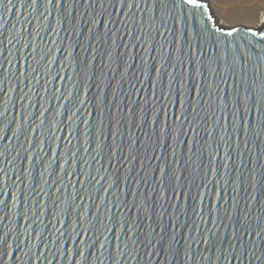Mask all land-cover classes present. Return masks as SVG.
<instances>
[{
    "label": "snow or ice",
    "instance_id": "snow-or-ice-1",
    "mask_svg": "<svg viewBox=\"0 0 264 264\" xmlns=\"http://www.w3.org/2000/svg\"><path fill=\"white\" fill-rule=\"evenodd\" d=\"M17 4L19 5L18 19L21 29L17 30L16 26L12 25L11 31H0V74L7 73V75L0 78V85L3 84L5 79L14 80L15 88H20L21 85L30 87L29 81L39 82L41 65L43 62L48 61L50 51L41 48V54L39 59L36 60L35 67L25 59L23 71H21L19 60L21 57L28 55H33L35 58V37L42 40V32L45 35H50L51 33H48L46 29L51 28V32L56 34L63 31L69 36L73 34L82 36L83 33L80 28L86 27L88 32V36L85 37L86 43L81 45L78 40L76 46L81 47L84 53L89 52V50L94 54L98 50L100 51L102 58L101 72L105 67H111L113 63L116 67L112 68V71H119L124 55L121 49L126 50L130 45L133 48L139 45L148 54L153 51L157 53L155 56H150V60L146 56L143 61L144 67L141 69V74L150 81L153 89L156 87V82L152 80L151 73L154 71L157 78H160L162 73L167 72L168 64L165 63L167 61L173 69L179 65L181 71L178 73L168 72V92H162L161 95L167 97L174 94L176 96L175 102L181 108L184 107L185 98L191 95L193 88L201 97L195 105L189 103L193 113L192 118L189 119L184 116L181 120L182 125L185 123L189 125V130L192 131L194 138L191 141L181 140L180 143L188 145V150L193 155L198 152V159H200V163L193 168L192 157L189 156L188 160L185 161L184 171L189 173L191 169V172L195 175L191 173L184 177L176 175L172 164L178 163L179 160L175 151L171 153L173 160L169 161L167 158V140L172 135L167 127H161L159 134L156 133L155 129L153 130L152 135L156 136L155 140H151L149 134L143 132L144 127L149 123L143 105H140V111L137 112L133 106L136 103L135 101L128 104L126 106L128 110L126 120L124 110L119 105H117V111L120 113L119 119H116L111 113H109L107 125L101 119L100 128L98 129V154L101 156L107 155L109 161L115 157L118 164L126 162L132 166L125 173L124 180L126 188L131 191L133 199L129 201L126 198L128 194L126 191L125 199L120 200V202L113 200L106 208L109 213L110 226L105 229V232L115 233L114 238L117 241L121 240V234L125 237L123 240L125 247L120 252L121 256L129 251L127 245L130 241L133 250H139L140 248L158 250L173 259H179L181 250H183L184 264H188V262H192V264H264V201H260L255 195L257 178L254 171L250 173L249 178L242 176L237 169L236 179L233 180L231 176L232 169L225 164L223 167L227 170L228 178L224 183L235 184L233 192L236 195L224 196L217 193L220 199L225 202L217 203L215 207L209 203L206 212L203 207L201 193L197 191L194 196L191 194V187L195 177L199 175V169H203L205 173L204 176L200 177L201 181L206 178L208 171L218 172V169L210 168L201 159L207 148H212L215 145L213 152L218 153L219 148L223 145L225 151L230 153L233 135L238 131L252 140L264 143V73L261 71L264 68V19L260 21L261 29L249 28L241 33L240 28L232 27L225 34L220 28L210 27L203 19L206 14V5L201 0H0V13H16ZM189 5L192 7L185 13L184 8ZM177 9H180L179 13ZM197 12L200 14L199 19L197 18ZM53 15L56 16L55 27H52L50 20ZM181 16L184 17L181 29L178 30L169 26L170 22L172 24L179 22ZM189 17L196 25L193 35H189L188 32L187 21ZM81 18H84L82 22ZM212 19V16L207 17V21ZM25 24L28 25L27 31L23 30ZM65 24L69 27H64ZM4 27L7 29L6 24ZM34 32L35 36L33 35ZM218 32L220 35L216 34ZM166 34H170L172 38L169 39ZM249 34L252 40L247 39ZM180 35L184 37L183 42L176 46ZM257 36L261 39L256 40ZM157 37L163 39L157 40ZM228 37H231V39L229 40ZM194 41L197 51L200 53L199 56L195 57V60L192 55ZM253 41L255 42L253 43ZM53 44H55V41H53ZM157 44H159V48L155 47ZM184 44L188 46L187 52L184 50ZM145 45L149 47L145 49ZM166 45L176 46L177 55L173 56L171 47L168 48L165 54L162 50L165 49ZM205 45L211 48L212 55H207L203 51ZM28 48H33V53H28ZM4 52L8 54L5 56L3 55ZM94 54L91 59L87 55L80 58V66L82 68L86 66V69L94 68L93 61L96 59ZM105 56L106 61L104 60ZM158 56L162 57L159 67L155 63ZM130 59H134V57H130ZM52 63L53 61H48L46 70L51 68ZM185 64L190 66L187 75L183 72ZM129 68L130 65L126 66L124 72L120 73L121 87L123 78L127 75ZM91 75L94 76L95 72L93 71ZM196 77H199V83L196 82ZM137 82L143 84L142 80L137 79ZM129 83L133 91H138L135 83H132L131 80H129ZM205 86L208 88L207 100L203 99ZM12 90V88H9V91ZM2 94L3 90L0 89V95ZM153 95H155V92H153ZM25 98L30 99L28 93L20 96L21 100ZM80 103L83 104L84 101H80ZM101 103L103 104L104 101H101ZM147 103L148 100L145 99L144 104ZM100 111L101 116H103L102 107ZM201 112L204 115H200ZM4 115V113H0V117ZM21 115L23 120V111ZM31 115L29 113V116ZM41 115H44V113H41ZM222 121H226V123H222ZM155 122L154 116L153 123ZM43 123L44 121H41V124ZM201 123L205 125L204 132L207 139L204 140L198 138L199 131L197 129ZM126 125L129 129L135 127L138 131H142L149 143H144L138 137L133 138L130 131L125 136L124 128ZM28 126H31L30 123ZM21 128H24L23 123ZM181 132L185 137L187 136V132L184 131L183 127L176 129V133ZM217 132H219L218 138ZM15 135L17 133H14ZM108 135L112 136V143L107 142ZM117 136L120 137L119 143L116 142ZM173 139L178 140L179 136L174 135ZM245 143L247 145V141ZM126 144L127 155H125ZM157 146L164 150L162 156L155 155ZM20 147L23 149V145H20ZM149 147L152 149L151 153L148 151ZM141 148H143V151H141ZM42 150L43 147L41 146ZM50 151H52L54 159L50 160L46 167L50 168L52 164H57L61 172H65L70 176L76 175L79 171L80 174L86 176L84 184H87L88 187L84 189L85 191H89L93 184H100V181L92 177L90 172H84L80 169V165L76 160V153L72 152L71 148L66 149L63 164H60L59 152L55 149H50ZM29 152H31V149H23L24 158L43 163L44 158L39 153L29 155ZM68 153H71V155H68ZM17 155L20 156L21 153L17 151ZM211 156L212 153H209L210 158ZM228 158H231L230 155ZM137 161L140 162V167L135 169L137 176L129 181L128 176L133 171ZM153 161H156V163H153ZM93 162H95V157H93ZM8 163L11 164L12 162L9 161ZM85 164L88 165V162L85 161ZM67 165H74V170L68 172ZM88 166L90 167V165ZM157 171L159 176L156 175ZM0 172L4 173V177L0 178V197H9L12 201V207H15L18 203L26 205L29 200L33 202L30 214H25L23 217L25 220H29L30 223L24 227L22 233L18 231L19 225L15 224L14 218L13 227L4 225L0 228V264H32L33 256L37 261L43 258L45 264H55L57 255L67 256V247L65 246L63 251L57 249L53 252V259L48 260L47 244L52 240V237L45 238L43 235L47 231V225L44 224L41 216L37 214L38 208L35 206V198L41 194L51 195L50 191H44V185H41L38 191L34 173L29 170L27 176H25L22 165L19 167L14 166V178L11 183L6 182L7 170L0 169ZM141 172L144 173L143 176L139 175ZM43 175L42 172V178ZM97 175H100V169H97ZM103 178L102 176L101 179ZM221 179L223 178L221 177ZM26 180L28 184L25 183ZM181 181L187 183V191L185 190V184ZM77 183H80V181H77ZM119 183L120 177L116 174L113 183L103 190L107 192L114 185L118 187ZM44 184L47 185L48 189L56 187L55 181L52 184H47V181H44ZM131 184L137 186L135 190L130 188ZM249 184L253 188V194L250 198H246V202L242 205L239 192L242 186L246 190ZM260 184L261 189L264 190V172L261 173ZM63 186L67 187V184L65 183ZM195 186L197 189L201 187L200 184ZM204 187H207V185L205 184ZM13 189H15V192ZM227 190V188H223L222 192H227ZM169 191L172 193L171 196L168 195ZM182 198L190 200L191 203L185 206L179 202ZM77 199H81L79 192L72 197L73 201ZM251 201L260 203V207L255 213ZM8 207V201L0 198V208L7 209ZM81 207L80 204L75 205V209ZM96 207L99 208V205ZM112 208L119 209L121 212L124 209L129 211L117 221L115 214L111 212ZM131 209H136L135 216L132 215ZM169 209H172V211L169 212ZM90 214L86 210L83 219L86 220ZM182 215L184 217L183 221H181ZM77 217V222L73 227L78 226L80 223L79 213H77ZM165 217H167L166 221ZM7 219L8 213L5 212L0 220ZM145 220L149 221L148 225H144ZM88 223L90 227H96L91 222ZM117 223L119 224V231H117ZM209 225L211 226L209 227ZM145 226L150 228L147 233L144 231ZM156 227L160 228L158 233ZM169 227L172 229L171 232H169ZM184 229H188L187 234L184 233ZM177 232L180 233V238L184 241L183 244L180 243V239H177ZM78 235L79 233H77V236L69 235L65 230L59 233V238L55 240V243H61L64 238L76 239ZM98 235L97 233V239ZM153 235L156 236L155 244L152 239ZM33 236L40 243L45 244V252L40 253L38 246L31 243ZM109 239L111 238L105 235V240ZM193 245H204V247L202 249L197 247L194 251ZM100 246L103 248L104 243L101 242ZM157 246H159V249H157ZM18 253L19 255H17ZM76 254L84 257L85 264H88L85 253H80L77 249ZM197 256H199L198 261ZM72 259L75 260V256Z\"/></svg>",
    "mask_w": 264,
    "mask_h": 264
},
{
    "label": "water",
    "instance_id": "water-1",
    "mask_svg": "<svg viewBox=\"0 0 264 264\" xmlns=\"http://www.w3.org/2000/svg\"><path fill=\"white\" fill-rule=\"evenodd\" d=\"M206 5V14L203 19L209 24L210 27L220 28L226 34L232 27L240 28L241 33L245 32L247 29L252 28L254 30L261 29L260 27H247L245 25H235V26H225L222 25L214 13L212 12L210 6L206 0H201ZM192 6H187L184 8V12L187 13ZM81 10H83L81 8ZM177 12H180V9H177ZM0 31H11L12 25L16 26V29H21V24L19 23V5L17 4V12H2L0 13ZM212 16L211 21H207V17ZM197 18H200L199 12H197ZM84 18H81V22ZM52 27L56 26V16L53 15L51 18ZM184 17L181 16V20L176 24L170 22V27H175L176 29H181L183 27ZM43 23V22H41ZM188 32L189 35L194 34L196 28L195 23L189 17L188 18ZM7 25L5 29L4 25ZM64 27H69L65 24ZM28 25H23V30L27 31ZM50 35H45L43 32V39L35 37V58L33 55H28L26 57H21L19 60L21 71L24 68V60L27 59L32 63L33 67L36 66V60L39 59L41 54V48L45 51H50L48 56V61H53L50 69L46 70V65L48 61L43 62L40 69L39 82L29 81L30 87L21 85L20 88H15L14 80L5 79L3 84L0 85V89L3 90V94L0 95V113L5 115L0 117V169L7 170V183H11L14 172V166L19 167L23 166L25 170V176L27 172L31 170L36 178L37 190H40V186L44 185V191H50L51 195H43L36 197V207L38 208V215L41 216L44 224L47 225V231L43 233L45 238L49 236L52 237V240L48 242V260L53 259L52 253L57 249L63 251L64 247H67V256L57 255L55 257V264H85V258L79 254H76L78 249L80 253H85L87 256L88 264H184L183 250H181V256L179 259H173L171 256H167L162 251H153L151 249L145 250L140 248L139 250H133V245L129 241L127 247L129 251L121 256L120 252L124 249L125 245L123 240L125 237L121 234V240L117 241L115 233L105 232V229L109 227V213L106 211L111 201L125 199V192L127 191V199L131 201L133 199L131 191H128L126 188V182L124 180L125 173L128 171L131 165L128 163L118 164L117 159L114 157L109 161L107 155L101 156L97 152V143H98V129L100 128V121L103 119L104 124H108L109 113H111L116 119L120 118V113L117 111V105H119L124 110L125 120L127 119V105L131 104L133 101L136 103L133 105L137 112L140 111V105L144 106L146 111L147 119L149 123L144 127L143 132H147L151 137V140H155L156 136L152 135L153 130H156V133L159 134V129L161 127H167L172 133L168 137V155L167 158L169 161L173 160L171 153L176 152V157L178 158V163H173L172 168L175 169V173L178 176L184 177L189 175H195L191 172L186 173L184 171L185 161L188 160L189 156L192 157V167L195 168L197 164L200 163L198 159L199 153L197 152L193 155L192 152H189L188 145L180 143L181 140L191 141L193 137L192 131L189 130L188 124H181V120L184 116H187L189 119L192 118V111L189 107V103L195 105L197 100H200L201 97L197 94L195 89L191 90V95L185 98L184 107L176 103V96H162L161 93L168 92V72H180L181 68L179 65L173 69L169 62L167 72L161 74L160 78H157L156 73L153 71L151 73L152 80L156 82V87L153 89L151 87L150 81L141 74V69L144 67L143 61L145 57L157 55L156 51H153L151 54H148L145 50H142L139 45L133 48L131 45L126 49H121L124 52L123 60L119 71L114 72L112 68H115L116 65L113 63L111 67H105L103 72L100 71L101 68V55L98 50L95 54L91 50L84 53L82 48L76 46V42L79 40L81 45L86 43L85 37L88 36L87 28L81 27L80 31L83 33L82 36H77L75 34L69 36L67 33L61 31L59 34L52 33L51 28L46 29ZM220 35V33H216ZM35 36V32L33 33ZM169 39H171L170 34H166ZM179 35V32H178ZM127 39V38H125ZM163 38L157 37V40H162ZM184 37L179 36L176 46H179L183 42ZM230 40L231 37H228ZM239 39V37H237ZM248 40H252L251 35L247 37ZM256 40L261 39L259 36L255 38ZM55 41V44H53ZM255 41H253L254 43ZM7 42L5 41V44ZM176 46H165V49L162 51L167 53L169 47L172 49L173 56L176 54ZM149 47L145 45V49ZM159 48V44L155 46ZM188 46L184 44V50L187 52ZM203 51L207 55H212L213 51L208 45H205ZM28 53H33V48L27 49ZM7 52H4L3 55H7ZM96 56V59L93 61L94 68H82L79 64V59L87 55L91 59L92 55ZM192 55L193 59L199 56L200 53L197 51L196 43L193 42L192 45ZM134 57V59H130ZM106 56L104 60L106 61ZM162 57L157 58L155 61L156 66H160V60ZM130 65L127 75L123 78V84L121 87V72H124V68ZM7 67V65H5ZM190 66L185 64L183 72L187 75ZM95 72V75L92 76L91 73ZM264 73V68L261 69ZM194 74V72H193ZM7 75V73L0 74V78ZM206 75V74H205ZM138 80H142L143 84L138 83ZM136 84V89L138 91H133L131 89V84ZM196 82L199 83V77H196ZM9 88H12V91H9ZM155 92V95H153ZM208 88L205 86L203 99L207 100ZM28 93L30 99L25 98L24 100L20 99V96ZM115 93V95H114ZM159 97V99H157ZM147 99L148 103L144 104V100ZM80 101H84L83 104ZM101 101H104L102 104ZM114 101V102H113ZM165 105H167L165 107ZM103 108V116H101L100 108ZM206 107V105H205ZM187 109V111H185ZM22 111L23 117L22 120ZM29 113L32 115L29 116ZM44 113V115H41ZM200 115H204L203 112ZM155 116V123L153 119ZM71 117V119H69ZM41 121H44L41 124ZM24 124V128H21V124ZM30 123L31 126H28ZM226 123V121H222ZM183 127L184 131L187 132L185 137L183 132L176 133V129ZM210 127V125H208ZM205 125L201 123L198 126L197 131H199V139H207L204 132ZM26 129V130H25ZM106 131V129H105ZM131 132L133 138H139L144 143H149L148 139L143 135L142 131H138L135 127L129 129L127 125L124 128L125 136ZM14 133L17 135L14 136ZM174 135H178L179 139H173ZM219 132H217V138ZM7 137V138H6ZM101 139L103 137H100ZM112 136H107V142L112 143ZM28 141V142H25ZM70 141V144H69ZM120 137H116V142L119 143ZM247 141V145L246 142ZM23 145V149H31L29 155L33 153H39L44 159L43 163L38 161H30L27 158H24L23 149L20 147ZM173 145L175 146L173 148ZM41 146L43 150L41 151ZM212 148H207L204 156L201 158L205 165H209L210 168L218 169L217 173L208 171L206 178L201 181L200 177L204 176V170L199 169V175L195 177L192 187L191 194L194 196L197 191L201 193L203 197V207L205 212L209 203L213 207L217 203H224L225 201L221 200L217 193H220L224 196L236 195L233 192L235 184H225L224 181L228 178L227 170L223 167L225 164L228 165L231 171V176L233 180L236 179L237 169L239 173L244 177L250 178V173L255 172L257 178V186L255 189V195L259 198L260 201H264V190L261 189L260 177L261 173L264 172V143L258 140H252L249 137L245 136L242 132H237L233 135L232 138V150L230 153L226 152L224 146L218 150V153L213 152ZM71 148L72 152L76 153V160L80 165V169L84 172H90L92 177H95L96 180L100 181V184H93L89 191L84 189L88 187L87 184H84L86 176L80 174L78 171L76 175H67L65 172H61L57 164H52V166L46 167L49 164V161L54 159L52 151L50 149H55L59 152L60 164L64 163V157L66 154V149ZM17 151L21 153L20 156L17 155ZM143 151V148H141ZM149 153L152 152L151 147L148 149ZM164 150L157 146L155 155L162 156ZM209 153H212L211 158ZM71 155V153H68ZM125 155H127V144L125 145ZM230 155V159L228 158ZM93 157H95V162H93ZM211 159V163L209 161ZM12 163L9 164L8 162ZM85 161L88 162V165L85 164ZM156 163V161H153ZM34 165V167H33ZM74 165H67V171L72 172L74 170ZM140 167V162L135 163L133 171L128 176L129 181L137 176L135 169ZM151 167V165H149ZM97 169H100V175H97ZM44 173L43 178L41 173ZM116 174L120 177L119 186H113L107 192L103 189H107L110 184L116 179ZM140 176H143L144 173H139ZM159 176V172L156 173ZM104 177L101 179V177ZM4 177V173L0 172V178ZM221 177L223 179H221ZM62 178V179H61ZM44 181H47V184H52L56 182V187L51 189L47 188V185L44 184ZM80 181V183H77ZM219 181V183H217ZM70 182V183H69ZM185 184V190H188V185L185 181H181ZM28 184V181H25ZM67 184V187H64L63 184ZM83 184V187H82ZM200 184L199 189L195 185ZM207 187H204V185ZM135 184H131L130 188L132 190L136 189ZM143 187V186H141ZM223 188H227V192H222ZM99 189V190H98ZM15 192V189H13ZM79 192L81 199L75 201L72 200V197ZM253 194V188L247 185L241 187L239 196L241 198V204L243 205L246 202V198H250ZM168 195L171 196V191L168 192ZM8 201L9 207L7 209L0 208V217H2L5 212L8 213L7 220H0V228L4 225L13 227V218L15 224L19 225L18 231L21 233L24 230V227L30 223L29 220H25L23 217L25 214H30V210L33 207L32 200H29L25 204H16L15 207H12V201L9 197L4 196L0 197ZM19 199V197H17ZM118 198V199H117ZM180 203L187 206L188 203H191L190 200L181 199ZM253 205V212L258 211L260 203L258 201H251ZM80 204L82 207L80 209H75V205ZM99 205V208L96 206ZM158 207V206H157ZM88 210L91 214L87 216L86 220L83 219L84 212ZM129 210L124 209L121 212L119 209L112 208L111 212L115 214L116 220L119 221L120 217L125 215ZM132 215L135 216L136 209L130 210ZM172 209H169L171 212ZM190 212V209H189ZM77 213L81 217L80 223L78 226L73 227L77 222ZM165 221L167 217L164 218ZM184 220L183 215L181 216V221ZM91 222L96 227L92 228L89 226ZM144 225H148L149 221L145 220ZM154 223V222H153ZM42 227L44 225H41ZM211 225H209L210 227ZM39 230V229H38ZM59 230V231H58ZM67 231V234L72 236H77L76 239H62L61 243H55V240L59 238V233ZM117 231H119V224L117 223ZM145 233L150 231V228L145 226ZM160 231L159 227H156V232ZM172 229L169 227V232ZM187 234L188 229L183 230ZM97 233L98 239H97ZM105 235L111 239L105 240ZM143 238V237H142ZM11 241V237L9 238ZM23 239V237H22ZM153 243H156V236L153 235ZM177 239H180V243L183 244L184 241L180 238V233L177 232ZM101 242L104 243V247L101 248ZM32 244H35L39 248V252H45V244L40 243V241L33 236L31 240ZM93 245H95L93 247ZM199 248H203L204 245H193V250L195 251ZM159 249V246H157ZM35 251V249H34ZM19 255V253L17 254ZM75 256V260L72 257ZM199 256H197V261ZM32 264H45L43 258L37 261L35 256L32 258ZM192 264V262H188Z\"/></svg>",
    "mask_w": 264,
    "mask_h": 264
},
{
    "label": "rangeland",
    "instance_id": "rangeland-1",
    "mask_svg": "<svg viewBox=\"0 0 264 264\" xmlns=\"http://www.w3.org/2000/svg\"><path fill=\"white\" fill-rule=\"evenodd\" d=\"M217 20L225 26L260 27L264 0H206Z\"/></svg>",
    "mask_w": 264,
    "mask_h": 264
}]
</instances>
